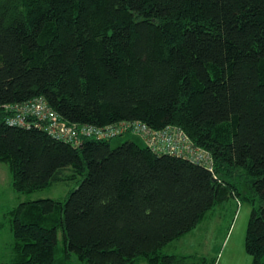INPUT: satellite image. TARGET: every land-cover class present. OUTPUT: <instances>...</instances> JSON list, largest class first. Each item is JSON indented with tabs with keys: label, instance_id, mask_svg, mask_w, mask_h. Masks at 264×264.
Instances as JSON below:
<instances>
[{
	"label": "trees",
	"instance_id": "1",
	"mask_svg": "<svg viewBox=\"0 0 264 264\" xmlns=\"http://www.w3.org/2000/svg\"><path fill=\"white\" fill-rule=\"evenodd\" d=\"M39 97L68 124L176 127L212 168L111 147L132 133L75 146L5 123L4 105ZM0 163L20 194L82 177L7 213L0 264H204L163 250L234 197L264 264V0H0Z\"/></svg>",
	"mask_w": 264,
	"mask_h": 264
},
{
	"label": "built area",
	"instance_id": "2",
	"mask_svg": "<svg viewBox=\"0 0 264 264\" xmlns=\"http://www.w3.org/2000/svg\"><path fill=\"white\" fill-rule=\"evenodd\" d=\"M8 126L29 129L39 128L51 137L79 145L82 138L109 140L125 133L138 135L145 145L157 153L190 160L212 168L208 154L195 147L183 131L168 126L161 131H151L140 122H120L105 127L68 124L62 121L42 98H35L22 104L3 106Z\"/></svg>",
	"mask_w": 264,
	"mask_h": 264
},
{
	"label": "rangeland",
	"instance_id": "3",
	"mask_svg": "<svg viewBox=\"0 0 264 264\" xmlns=\"http://www.w3.org/2000/svg\"><path fill=\"white\" fill-rule=\"evenodd\" d=\"M125 141H135L142 145L141 139L138 136L126 134L119 138L110 141L111 147ZM68 173V171H66ZM82 177H78L75 181L68 182H57L42 190L33 192L31 194H20L14 192L11 187V176L8 165L0 163V250L3 251L5 245L11 240V223L7 213L20 202L33 201L38 199H52L60 202H64L69 193L75 189ZM235 198V197H234ZM229 198L227 201L216 205L211 211L205 216L206 221L202 222L197 231L196 235L199 236L203 232L205 236L218 235L220 227L225 226V221L230 223L232 221V232L230 233L231 239L227 242L228 250L230 244L237 240V237L246 232L248 219L250 216L251 205L242 200H235ZM236 215L233 218V214ZM58 246L61 248L62 233L59 230L57 232ZM169 248V247H168ZM167 247L163 250L165 253L170 251ZM172 250V249H171ZM163 252V253H164ZM72 264H85L79 262L74 256L72 257Z\"/></svg>",
	"mask_w": 264,
	"mask_h": 264
},
{
	"label": "crops",
	"instance_id": "4",
	"mask_svg": "<svg viewBox=\"0 0 264 264\" xmlns=\"http://www.w3.org/2000/svg\"><path fill=\"white\" fill-rule=\"evenodd\" d=\"M10 172V171H9ZM236 212L233 214V218ZM206 221L202 220L193 230L183 235L182 237L172 241L166 247L170 250L166 254L180 255V256H196L198 258L206 259L204 264H250V258L244 250V237L245 233L237 237V240L230 244L228 250L227 242L231 239L230 233L232 232V221L230 223L224 222L226 225L218 230V235L205 236L203 232L197 236L199 225ZM11 240L5 245V250H0L4 254L8 253L7 246ZM229 243V242H228ZM172 249V250H171ZM137 264H145L139 262Z\"/></svg>",
	"mask_w": 264,
	"mask_h": 264
}]
</instances>
